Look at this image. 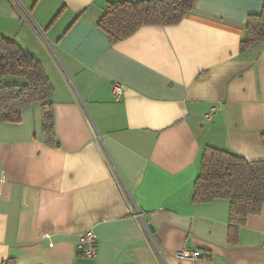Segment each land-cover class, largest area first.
<instances>
[{
	"label": "crops",
	"instance_id": "0c3cea01",
	"mask_svg": "<svg viewBox=\"0 0 264 264\" xmlns=\"http://www.w3.org/2000/svg\"><path fill=\"white\" fill-rule=\"evenodd\" d=\"M107 1L0 0V33L51 82L57 141L39 102L0 120V264H264V205L232 244L228 199L192 201L205 146L264 159V42L239 47L264 0H195L114 43L97 26Z\"/></svg>",
	"mask_w": 264,
	"mask_h": 264
},
{
	"label": "trees",
	"instance_id": "16d2710c",
	"mask_svg": "<svg viewBox=\"0 0 264 264\" xmlns=\"http://www.w3.org/2000/svg\"><path fill=\"white\" fill-rule=\"evenodd\" d=\"M195 0H108L97 21L110 43L128 37L145 24L178 23L193 10ZM264 42V3L247 14L240 51ZM10 77V78H9ZM52 85L41 62L13 38L0 33V120L17 122L24 106L40 103L43 138L56 143ZM264 142V133L261 137ZM229 201L227 240L238 241L249 214L264 205V159L247 160L227 150L205 146L193 183V202ZM1 264H16L7 258Z\"/></svg>",
	"mask_w": 264,
	"mask_h": 264
},
{
	"label": "built area",
	"instance_id": "2783aa9c",
	"mask_svg": "<svg viewBox=\"0 0 264 264\" xmlns=\"http://www.w3.org/2000/svg\"><path fill=\"white\" fill-rule=\"evenodd\" d=\"M125 86L119 82L113 84L112 94L115 99H119L123 94ZM77 254L84 257H93L97 253L96 233L89 228L79 234L76 244ZM180 258H195L200 255L198 250H180L175 252Z\"/></svg>",
	"mask_w": 264,
	"mask_h": 264
},
{
	"label": "water",
	"instance_id": "95a60500",
	"mask_svg": "<svg viewBox=\"0 0 264 264\" xmlns=\"http://www.w3.org/2000/svg\"><path fill=\"white\" fill-rule=\"evenodd\" d=\"M149 225H150V224H149ZM149 227H151V225H150Z\"/></svg>",
	"mask_w": 264,
	"mask_h": 264
},
{
	"label": "rangeland",
	"instance_id": "374dc122",
	"mask_svg": "<svg viewBox=\"0 0 264 264\" xmlns=\"http://www.w3.org/2000/svg\"><path fill=\"white\" fill-rule=\"evenodd\" d=\"M10 78V77H9Z\"/></svg>",
	"mask_w": 264,
	"mask_h": 264
}]
</instances>
